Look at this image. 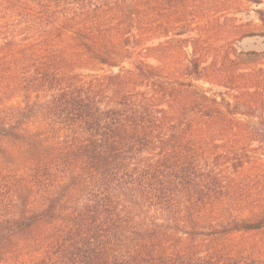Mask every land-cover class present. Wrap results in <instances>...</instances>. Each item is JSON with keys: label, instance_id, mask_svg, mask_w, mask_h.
Wrapping results in <instances>:
<instances>
[{"label": "trees", "instance_id": "obj_1", "mask_svg": "<svg viewBox=\"0 0 264 264\" xmlns=\"http://www.w3.org/2000/svg\"><path fill=\"white\" fill-rule=\"evenodd\" d=\"M162 1L174 20L191 2ZM156 8L157 0H17L9 27L0 21V148L22 145L24 161L8 233L28 241L18 264L262 259L237 234L264 230V214L226 210L234 192L223 173L245 160L224 146L249 141L227 136L242 124L238 103L194 83L229 88L227 69L258 53L220 58L194 37L184 40L186 66L164 62L167 49L145 46L157 34Z\"/></svg>", "mask_w": 264, "mask_h": 264}, {"label": "rangeland", "instance_id": "obj_2", "mask_svg": "<svg viewBox=\"0 0 264 264\" xmlns=\"http://www.w3.org/2000/svg\"><path fill=\"white\" fill-rule=\"evenodd\" d=\"M261 1V4H257L250 0H191V10L189 7L186 15L174 20L172 7L157 0V14L153 19L157 34L145 44L161 50L167 49L169 55L163 59L166 60L164 62L180 68L188 64L192 54V47L184 40L194 37L200 38L203 45L220 58L229 55L234 59L235 52L258 53L235 62L227 69L229 88L194 81L196 88L205 91L210 97L233 105L238 103L240 113L236 115V119L242 124L234 130L229 128L227 136L248 135L249 141H229L224 147L233 146L244 158L245 164L238 170L228 168L223 176L226 186L234 192L232 200L227 202L226 210L238 218L248 220H255L264 214V24L257 12L260 9L264 11V0ZM16 4L17 0H0V21L7 27L9 20L16 14L13 9ZM1 25L0 36L6 31V27ZM2 42L0 39V44ZM148 61L161 65L156 59ZM124 66L131 68L129 62L124 63ZM113 70L117 71V68ZM247 86L252 89L246 96L244 92ZM233 89L239 94L236 91L234 96L228 95ZM11 103H15V100L8 102ZM22 151V145L11 141L2 143L0 148V229L4 228L7 232L0 233V251L7 248L10 252L8 258L0 264H18L29 258L26 238L17 239L8 235L11 218L16 210L13 184L17 176L20 177L23 173ZM225 166L227 165H223V168ZM237 239L250 245L255 250V255L262 258L259 261L252 259L253 264H264V230L240 233L237 234Z\"/></svg>", "mask_w": 264, "mask_h": 264}]
</instances>
